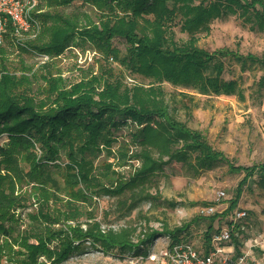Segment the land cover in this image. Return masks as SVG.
<instances>
[{
	"label": "trees",
	"instance_id": "trees-1",
	"mask_svg": "<svg viewBox=\"0 0 264 264\" xmlns=\"http://www.w3.org/2000/svg\"><path fill=\"white\" fill-rule=\"evenodd\" d=\"M74 1L47 0V3L48 6L58 7ZM89 1L101 14L97 21L88 20L85 24L79 23L76 17L59 12L33 13L41 21L40 31L48 34V39L44 42V37H38L24 44L20 42L21 48L30 46L43 53L58 54L70 45L76 35H80L91 40L107 58H119L113 39L120 38L129 44L126 57L119 58L121 63L131 73L149 79L151 84L166 81L174 86L194 89L200 94L243 98L244 90L238 80L223 76L227 58L238 62L242 71L251 65H260L263 70L261 83L264 84V56L243 54L226 46L208 51L197 44L199 35L209 32L215 19L230 15L238 14L251 22L253 28L264 29V0ZM178 24L180 30L189 36L185 42L175 41L171 34L172 26ZM9 29L8 34L12 30L11 24ZM37 40L41 41L40 44L35 42ZM57 82V79L49 80L53 84L50 93L54 97L47 104L17 93L9 75L5 73L2 76L0 135L6 134L8 142L0 145V219H7L11 209L23 205L26 200L21 194H16L17 183L31 181L45 191L57 187L53 171L61 167L60 163H55L61 149L68 151L69 161L62 171L74 198L86 201L103 192L111 195L131 192L130 208L138 200L140 186L148 181L149 175L163 168L162 160L165 158L190 161L200 171L211 170L218 163L225 162L232 172L245 173L226 211L208 215L209 225L205 231L207 248L215 231L213 222L220 214L228 215L238 206L245 187L250 186V179L257 180L258 186L264 189V162L242 166L226 158L205 134L178 120L168 110V105L161 98L163 88L154 85L129 88L121 79L111 77L103 83V88L97 89L101 85L97 76L82 80L69 89L61 88ZM122 125L134 128L129 142L124 143L121 156L128 157L133 146L130 158L141 159L142 166L128 179L112 180L108 177L109 181L104 182V173H98L95 167V157L103 147L111 152L109 148L117 138L113 129L117 130ZM35 143L42 151L39 158L34 150ZM22 164L28 166L24 168ZM73 204L67 200L64 211L53 214L41 211L39 216L33 217L34 224H40L44 219L43 222L48 225L62 218L66 225L57 230L59 234L52 231L43 237L31 227L19 239L0 221V234L4 236L0 242V256L6 249L10 252L17 244L28 257L21 264H36L42 255L46 256L49 264H60L71 254L85 250L86 241L104 251L115 248L122 254L129 252L137 255L147 251L146 245L157 234L162 235L157 230L147 231L134 243L129 232H122L121 235L110 230L106 232L99 222L88 223V228L84 230L78 224L80 209L73 208ZM182 231L177 228L166 231V234L179 240ZM30 237L36 238L37 243H30ZM234 240L236 256H239L240 242L236 236Z\"/></svg>",
	"mask_w": 264,
	"mask_h": 264
},
{
	"label": "rangeland",
	"instance_id": "rangeland-1",
	"mask_svg": "<svg viewBox=\"0 0 264 264\" xmlns=\"http://www.w3.org/2000/svg\"><path fill=\"white\" fill-rule=\"evenodd\" d=\"M37 2L35 13L59 12L72 18L76 17L81 24L88 20L97 21L101 14L89 0H75L69 5L58 7L48 6L47 0ZM210 27L209 32L199 35L197 44L200 47L214 51L226 46L243 54L264 56V29L253 28L252 23L244 17L237 14L218 18ZM171 31L177 42H185L189 38L187 33L180 30L179 24L173 25ZM40 32L36 37L25 34L20 40L10 33L4 44L0 45V81L5 73L9 75L16 85L17 93L48 104L54 97V94L50 93L53 88V84L49 83L50 79H57L61 88L69 89L92 76L99 77L101 81V85H96L97 89L103 88V83L111 77L121 79L129 88L158 86L164 89L161 98L168 105V110L178 120L205 134L210 143L226 158L242 166L264 162V84L261 83L263 70L260 65L254 64L242 71L241 65L235 60H225L226 70L223 76L225 79L238 80L244 90L243 98L237 95L200 94L194 89L174 86L166 81L151 84L149 79L131 73L120 61L126 57L129 47L124 39H113L120 59L107 58L91 40L80 35H76L70 45L58 54L43 53L30 46L21 48L20 42L24 44L25 41L38 37H44L46 42L48 34ZM35 42L40 44L41 41ZM43 54H47L48 58H42ZM133 128L122 125L117 130L113 129L117 138L109 148L111 152L103 147L95 157V167L97 166L98 173H104V182L109 181L108 177L112 180L128 179L142 166L141 159L130 158L133 146L128 157L121 156L124 143L129 142ZM6 142L7 135H0V145ZM34 150L39 158L42 151L38 143H35ZM58 157L55 163H60L61 167L53 171L57 187L45 191L31 181L17 183L16 194H21L26 200L23 205L11 209L7 219H0L15 237L21 239V235L31 227L35 229L36 234L43 237L52 231L59 234L57 230L66 225L62 218L48 225L41 218L42 223L34 224L33 217L39 216L41 211H48L50 214L62 212L67 208L66 202L69 200L74 203L73 208L80 209L78 224H81L84 230L88 228V223L99 222L103 231H114L118 235L129 232L134 243L143 238L147 231L157 230L162 233L161 236L157 234L152 242L146 245L147 251L144 253L162 247L164 240L168 239L165 238L168 236L166 231H174L177 228L183 229L180 239L202 249L205 246V231L209 225L208 215L202 213V209L214 206L217 213L226 211L245 175L243 172H232L225 162L218 163L219 165L211 170L200 171L190 161L165 158L162 160L163 168L149 175L148 181L140 186L138 200L130 208L131 192L125 195L103 192L86 201L74 198L62 171L69 161L67 149H61ZM22 166L26 168L28 165ZM1 172L4 173L5 170L2 169ZM256 181L250 179V186L245 187L238 203V206L247 212L243 221L245 229L236 236L240 242L241 254L246 255L243 264H264V189L259 187ZM113 184L115 185V182ZM219 191H225V196L217 200ZM228 216L229 214H220L213 222L214 229L225 225ZM55 218L57 219L56 216ZM69 222L75 224L73 221ZM3 239L4 236L0 234V242ZM29 242L37 243V240L30 237ZM231 243L236 254L234 238ZM84 244L87 247L85 250L71 254L60 264H134L135 255L129 252L122 254L115 248L104 251L92 247L90 241ZM50 245L53 247V244ZM24 252L26 251L23 248L14 244L10 252L6 249L2 253L0 264H21L28 258ZM36 264H49V260L42 255L38 257ZM143 264L151 263L145 261Z\"/></svg>",
	"mask_w": 264,
	"mask_h": 264
},
{
	"label": "built area",
	"instance_id": "built-area-1",
	"mask_svg": "<svg viewBox=\"0 0 264 264\" xmlns=\"http://www.w3.org/2000/svg\"><path fill=\"white\" fill-rule=\"evenodd\" d=\"M37 0H0V45H3L10 31L20 38L25 34L36 37L41 24L33 13L37 10ZM47 59L48 55H41ZM225 196V191H219L217 200ZM202 213L211 215L215 213L214 206H207ZM245 209L237 206L228 216V222L215 230L210 238L207 248L199 249L189 241L174 240L170 235L166 236L165 244L155 251L135 255L134 264H143L145 261L151 264H243L246 255L236 256L233 244L234 236L245 229L243 221L246 218ZM229 247V248H228Z\"/></svg>",
	"mask_w": 264,
	"mask_h": 264
}]
</instances>
